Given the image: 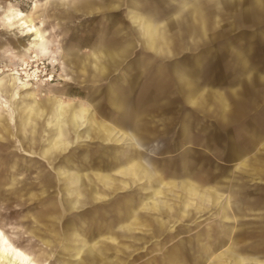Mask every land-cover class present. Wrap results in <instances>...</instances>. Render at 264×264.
<instances>
[{"label": "rangeland", "instance_id": "374dc122", "mask_svg": "<svg viewBox=\"0 0 264 264\" xmlns=\"http://www.w3.org/2000/svg\"><path fill=\"white\" fill-rule=\"evenodd\" d=\"M109 1L116 4V7H109ZM83 2L95 3L100 7L87 14L73 10V6H79ZM130 2L131 0H0V228L12 243L30 252L38 264H135L153 257L154 261L148 264H166L163 262V254L172 250L179 240L185 242L181 252H177L179 255L176 263L196 264L199 260V248L196 252L194 243L186 241L198 234H205L207 230L211 231L213 237L224 239L226 244L223 246H226L215 251L214 259H202L203 264H210L211 260L212 264H243L242 259L222 258L219 253L230 243V237L223 232V228L230 225L233 228L231 238L235 239L237 249L252 258L246 261L258 264V260H262L264 264V181L243 177L241 170L235 171V167H239V159L232 156V151L246 142L238 128L250 124L249 119H257L259 116L230 125L215 119H201L191 108L186 107L185 118L190 142L182 145L179 128L180 116L185 113V109L180 108L177 96L170 98L162 106L163 112L169 116L168 120L164 123V128L159 124L154 127L155 133L160 136L162 147L155 154H149L150 157L164 172L166 181H178L181 180L179 176L168 178L167 173L174 171L176 175L180 169L178 162L185 155L188 168L196 172V181L206 179L203 181L213 185L219 180L216 185L222 187H205H215L228 194L232 207L239 210L236 214L229 211L233 217L230 221L221 218L217 208L207 209L190 217H178V222L170 221L169 226L177 224L174 227L175 233L166 231L162 236L157 233L147 238L145 244L140 241L141 244L139 242L135 246L137 250L134 254H144L143 260L114 258L111 262H101L99 259L87 260L75 256L76 248L82 245L81 240L86 238L92 244L93 236L104 242V249H112L108 241L97 238L99 233L112 235L120 241L128 240L129 234L122 236L120 230L107 229V224L116 217L113 206L131 195L143 199L142 195L146 193L140 189L142 185L134 184L131 188L116 192L107 190V200L102 203L88 201L78 211L65 212L66 205L63 204L73 197L74 200L82 199V196H70L66 193V180L73 175L85 177L103 172L102 165L108 162L105 150L114 151L118 159L115 167L124 165L130 155L127 144L100 143L95 139L84 141L82 136L89 133L84 130V126L80 131L69 132L68 135L64 133L65 138L62 140L56 113L69 112L64 117L72 122H81V119H77L79 116L75 115L80 108H88L97 114L98 95L95 96V92L98 88L106 87L113 76L107 74L100 82L94 81L91 67H88L90 76H83L82 61L91 55L102 35L107 33L106 36H110L118 31L126 34V27L129 25L127 13L132 10L128 7ZM231 2L240 7L247 0H229V4ZM65 3L68 5L65 6ZM216 6L222 18H217L216 28L207 33L215 35L212 36L213 40L230 35L229 26L237 22V16L231 15L227 19L225 17H229V13L224 7L219 3ZM231 7L229 5L228 8ZM16 12L31 19L42 32L43 42L39 48H33L29 40L32 37L25 35L24 29L16 27L12 20V13ZM110 23L115 29L108 31ZM238 36H242V31L234 34L235 38H240ZM253 42L252 58H258L263 47L256 41ZM137 45L128 61L140 52V43ZM228 54L230 51L220 50L218 60L210 64V79L216 85L221 82L225 84L231 79ZM172 55L174 54L170 53V60L176 58ZM90 95L94 96L91 98ZM101 108L104 114L101 119L111 125L109 110L104 102ZM235 116L241 117L242 112L235 111ZM78 135L82 136L77 140ZM232 137L236 138L235 142ZM62 141L65 143L63 147L59 145ZM68 143L69 146L66 145ZM232 143L240 145L233 146ZM113 169L116 168L111 170ZM234 172V175L245 178L246 188L228 186ZM154 187L156 186L153 185L152 188ZM243 191L246 193H242ZM176 193L177 190L170 193L166 200L178 203ZM158 203V207L163 205V202ZM205 206L209 207L208 204ZM247 206L254 209L245 210ZM150 216L154 218L156 215ZM65 235H69V241L65 240ZM172 236L176 237L171 240ZM118 249L108 250V254L104 253L106 255L103 256L112 257L113 252L119 257L125 255ZM124 251L129 254L132 252L126 249ZM209 255L207 253L206 257Z\"/></svg>", "mask_w": 264, "mask_h": 264}, {"label": "crops", "instance_id": "0c3cea01", "mask_svg": "<svg viewBox=\"0 0 264 264\" xmlns=\"http://www.w3.org/2000/svg\"><path fill=\"white\" fill-rule=\"evenodd\" d=\"M145 1L146 4L147 2L148 4L151 3L150 0H131V7L134 8L130 10L129 18L133 23V27H135L137 32L140 33L145 45L149 50L161 54L171 53L169 45V42L172 41L170 38V35H172L169 22L170 16L176 18L177 21L173 28L191 31L188 36L192 37L190 40H192L194 43L197 39L207 37L206 35L208 31L204 21L208 18V12H206V9L213 7L215 4L214 2H212L213 4L209 5L202 4V1L200 0H171V2L174 3L172 10H169L168 8H157L156 10H151L147 7H144L145 5H143V3ZM157 3L165 4L161 3V1H157ZM66 4L68 5V3H65V6ZM108 6L115 8L116 4L109 2ZM99 7L100 6H96L95 3L83 2L79 6H73V10L76 12H81L82 14H87L92 12L94 9H99ZM91 56L93 57L91 58ZM117 56L118 53L112 52L108 49H104L102 47L95 48L91 55L87 56V59L84 58L82 61L84 62L82 66L84 70L83 76H90L88 67H91V77L94 81L100 82L108 74L110 68L112 69L116 64L115 57ZM233 70L234 68L229 69L230 75H232L231 72ZM156 82H154L152 88L157 91L160 88L163 89L164 85L161 87V82ZM142 89L144 88L141 87V91L139 90L141 93L143 92ZM262 90L263 89H261V87L256 90H251L247 87V85H245L243 90L235 89V87H230L228 90H200L198 92H190L186 97V100L190 102L188 107L194 109L195 107L200 106V110L205 113H207L206 111H214L219 105H222L228 115L227 124L230 125H235L237 122L245 120L246 118H252L255 115L259 116L257 119H249L250 124H245L241 127V129L238 128V130H241L240 132H242L246 142L242 147L232 151L233 158L239 159V167H235L234 170H241V172L244 174L243 177H253L259 181H264V91ZM99 92V90L95 92V96L98 95L96 96L98 97V106H100L101 103ZM172 97L176 96H169V98ZM116 105H118L119 108H124V106L120 104ZM91 111L92 110L88 108H80L79 110H76L75 115L79 116L77 119H81V122H72L69 118H65L64 115H68L69 112H56L58 117V130L60 132V138L64 140V133L68 135L69 132L80 131L81 127L84 126V130L89 132L87 135L82 136V138L85 139L84 141L95 139L100 143L131 144L130 155L128 156L124 165L115 167L118 159L115 157L114 151L111 152L110 150H105L104 154L108 156V162L107 164L105 163L102 165L101 170H104L103 172H96L93 176L85 177L81 175H73V177L70 175L72 177H69L66 180V187H64V189L68 195L71 196L76 194L77 196H82V199L76 198V200H74L73 197L71 201L63 202V204L66 205L65 212L78 211L79 209L85 207L84 203H87L88 201L102 203V201H105L109 198V195H107V190L116 192L131 188L134 184H139L142 185L140 189L146 193L142 195L144 196L143 199L140 197L134 198L131 195L126 197L123 202H117L116 205L113 206V209L116 211V217L107 224V229L109 231L114 229L120 230L121 235L126 233L129 234L128 237L130 238L128 240L120 241V239H117L112 235H102L100 233L97 234V238L105 239L108 241L109 246L113 247L112 249L115 250L119 248L118 250L125 255L119 257L113 252L112 257L109 256L106 258V256L103 255L108 254V250L112 249L105 248L106 250H104V246L101 245V243L104 242L102 240L95 239L94 236L91 235L93 236L92 244L94 245L90 244L86 238H83L81 240L82 245L76 248L75 256L87 260L99 259L101 262H111L114 261V258H116V260H122V258H137L138 260H141L145 255H140L138 253L134 254V252L137 250L135 249V246L140 241L146 243L147 238L153 237L154 234L157 233L159 236L164 235L166 231H174L175 233L176 228L174 227L177 226V224L169 226L168 223L170 221H175L178 217H190L192 214H198L207 209L217 208L221 218L227 221L232 220L233 217L230 216L229 211L232 210L236 214V211H238L239 208L234 206L232 207L230 196L219 191V189L215 187H205L220 186L216 185L219 180H216L213 185H210L208 181H203L206 179L196 181L197 179L194 177L196 172L195 170L193 171L188 168L187 158L185 155H183L178 163V168L180 169L176 175H174V171H168L167 173L168 178L179 176V179L181 180L166 181L164 177L165 174L162 170H160V167L155 162L149 160L140 149L135 147L136 142L141 143L135 134H130V132L127 130L120 129L119 127H116L112 124L107 125L101 119L99 109L97 110L98 115ZM235 111L242 112V116H235ZM35 113H37V111ZM206 119H215L221 122L220 119L209 116ZM158 124L162 126L161 128H164L163 124ZM155 130L156 129L154 128L153 131L155 132ZM182 130L183 132L181 137L182 140H185L187 129H185V126H183ZM79 137L81 136H76L77 140ZM231 139L234 142L236 140L234 137ZM159 142L161 143L162 147V142L160 140ZM69 144L70 143L66 145L69 146ZM181 144H187V142ZM59 145L62 147L65 146L64 141L60 142ZM156 145V143L153 144V146ZM231 145L237 146L240 144L232 143ZM113 167L116 169L111 170ZM234 174L235 172L232 173V176H230L228 186L246 188V183L244 181L245 178H240ZM153 185L156 187L152 188ZM175 190H177L175 197L178 203H170L166 200V198H169V194L173 193ZM242 193L246 192L243 191ZM96 195H98L99 198ZM144 201L146 202L145 204L142 203ZM128 202L129 204H127ZM158 202H163V205L159 207L156 206V204H159ZM141 203L142 205H140ZM205 204H208L209 207L205 206ZM88 205H90V203ZM74 206L76 209H71L74 208ZM244 209L252 210L254 208L247 206ZM150 214L156 216L152 218ZM175 222L178 221L176 220ZM226 226L227 227L223 228V232L227 234L228 237H230V243L227 244L225 249L219 252L221 257H226V259L239 258L243 260V264H249V262L246 260H250L252 258L241 253L237 249L235 239L231 238L233 228L230 227V225ZM174 237H170L171 240H173ZM89 238L91 239V237ZM195 238L197 239L195 240ZM68 239H70L69 235H65V240L69 241ZM116 242L118 245H115ZM184 242V240H179L177 245H173L174 248L172 250L166 251L167 254H163V262L166 264H177L176 258L181 252L180 249H182ZM186 242L189 244L193 242L194 247L196 246V252L199 248V260L196 262V264H203L202 259H214L215 251L226 246H223V244H226V241L220 237H213L210 230H207L205 234H199L193 238H189ZM203 244H205V249H203ZM124 249L128 251L131 250V254H128L126 251H124ZM207 253H210L208 258L206 257ZM153 258H146L144 260L142 259V262L135 264H148L153 260ZM258 262V264H262L263 261L258 260ZM94 263L95 262H92V264ZM117 263L120 264V262ZM210 264H212V260Z\"/></svg>", "mask_w": 264, "mask_h": 264}, {"label": "water", "instance_id": "95a60500", "mask_svg": "<svg viewBox=\"0 0 264 264\" xmlns=\"http://www.w3.org/2000/svg\"><path fill=\"white\" fill-rule=\"evenodd\" d=\"M157 1L165 4H159ZM200 1H202V4L209 5L214 2L215 6L219 3L229 13V17H225L227 19L231 15L237 16V22L231 24L228 28L231 31L230 35L213 40L212 36L215 35L207 34V37L197 39L194 43L190 40L192 37L188 36L191 31L173 28L177 21L176 18L172 19V16H170L169 22L172 34L170 35L172 41L169 42L170 52L174 54L173 57H176L174 60H170V54L155 53L147 48L140 33L133 27L128 12L129 25L127 24L126 34L118 31L117 33H111L110 36L107 35V37L106 33L101 36V40L97 42L98 45L94 47V49L102 47L118 53V56L115 57L116 64L108 71V74H112L113 78L106 87L99 88L101 103L100 106L97 105L96 110L99 109L101 117L103 114L101 104L104 102L109 110L110 123L120 129L127 130L130 134H135L141 141V143L136 142L135 147L140 149L151 161L153 160L149 154H155L161 150L159 135L153 131V127L158 123L164 125L168 120L169 116L163 112L162 106L169 102V96H177L180 100V108L185 109V112L187 111L186 107L190 108L188 107L190 102L186 100L188 94L198 92L204 88H208V90L215 88L228 90L230 87H237L239 90H243V87L247 85L251 90L261 87L264 91V0H247L246 3L240 6L241 8L238 5L234 6V2L229 4V0ZM150 2L149 4L148 2L147 4L143 3L144 7L151 10L157 8L172 10L174 6L171 0H150ZM229 5L232 7L228 8ZM131 6L132 2L128 4V7L134 8ZM215 6L206 9L208 18L204 21L209 33L216 28L215 20L219 17L222 18L218 13L217 6ZM112 29L115 28L110 23L107 30L111 31ZM237 31H242V36H238L240 38L234 37ZM253 41L263 47L258 58H252ZM138 43H140V52L128 61V58L132 57L133 52L137 49ZM222 49L230 51L228 66L230 69L234 68V70L231 72L233 75L230 76L231 79L227 80L225 84L221 82L216 85L215 81L213 82L210 79L209 67L212 62L218 60L219 52ZM156 81L161 82V87L164 85L163 89L160 88L157 91L152 88ZM141 87L144 88L142 93L140 92ZM93 96L90 95L91 98ZM116 104H120L124 108H119ZM197 107L190 110L201 119H206L209 116L220 119L222 123H227L228 115L222 105H219L214 111H206L207 113ZM185 114L186 112L180 116L179 133L181 143L190 142L188 135L185 136V140H182L181 137L183 126L188 129ZM154 143L157 145L153 146ZM145 150L146 152H144Z\"/></svg>", "mask_w": 264, "mask_h": 264}, {"label": "bare ground", "instance_id": "6f19581e", "mask_svg": "<svg viewBox=\"0 0 264 264\" xmlns=\"http://www.w3.org/2000/svg\"><path fill=\"white\" fill-rule=\"evenodd\" d=\"M12 20L16 23L17 28L25 30V35L32 37L31 46L39 48L43 42L42 32L36 28L31 19H26L21 12L12 13ZM8 20V19H7ZM161 42V41H160ZM45 48V47H44ZM39 51V50H38ZM39 54V53H38ZM37 57V55H35ZM93 56H91L92 58ZM25 60V59H24ZM101 61V60H100ZM100 66V65H99ZM99 69V68H98ZM101 69V68H100ZM103 73V72H102ZM38 75V74H36ZM25 76V75H24ZM26 77V76H25ZM34 77V76H33ZM64 80V79H63ZM30 94V93H29ZM33 100V99H32ZM72 106V105H71ZM23 107V106H22ZM79 107V106H78ZM16 111V110H15ZM92 112V111H91ZM70 115V114H69ZM2 119V118H1ZM15 121V120H14ZM69 121V120H68ZM88 121V120H87ZM96 121V120H95ZM99 123V122H98ZM42 124V123H41ZM9 127V126H8ZM93 128V127H92ZM95 129V128H94ZM82 132V131H81ZM80 132V133H81ZM120 132V131H119ZM123 134V133H122ZM83 135V134H82ZM81 135V136H82ZM85 136V135H84ZM86 138V137H85ZM44 140V139H43ZM71 141V140H70ZM42 142V141H41ZM50 144V143H49ZM62 147V146H61ZM45 151V150H44ZM39 152V151H38ZM48 153V152H47ZM47 158V157H46ZM241 166V165H240ZM244 166V165H243ZM247 166V165H246ZM94 180V179H93ZM165 181V180H164ZM197 186V185H196ZM63 187V186H62ZM64 190V189H63ZM68 199V198H67ZM134 203V202H133ZM92 204V203H91ZM129 204V202L127 203ZM63 208V207H62ZM71 209H76L74 208ZM157 211V210H156ZM147 218V217H146ZM159 218V217H157ZM117 221V220H116ZM160 221V220H159ZM115 222V221H114ZM116 223V222H115ZM167 224V223H166ZM167 229V228H166ZM142 230V229H140ZM143 231V230H142ZM127 234V233H126ZM231 234V232H230ZM199 235V234H198ZM229 235V234H228ZM144 237V236H143ZM197 238H195L196 240ZM213 240V239H212ZM213 242V241H212ZM108 243V242H107ZM145 244V243H144ZM102 245V243H101ZM105 245V244H104ZM118 245V244H117ZM99 247V246H98ZM112 247V246H111ZM117 247V246H116ZM196 247V246H195ZM208 247V246H207ZM113 248V247H112ZM121 249V248H120ZM101 250V249H100ZM106 250V249H104ZM211 252V251H210ZM212 253V252H211ZM122 254V253H121ZM129 254V253H128ZM167 254V253H165ZM132 257V256H131ZM154 261V260H153ZM203 263V262H202ZM207 263V262H206ZM0 264H37L32 255L26 250L12 243L8 235L0 228Z\"/></svg>", "mask_w": 264, "mask_h": 264}]
</instances>
